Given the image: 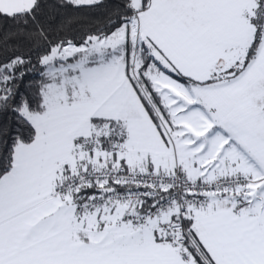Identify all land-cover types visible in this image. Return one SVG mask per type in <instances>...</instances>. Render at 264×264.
Masks as SVG:
<instances>
[{
    "label": "snow or ice",
    "instance_id": "1",
    "mask_svg": "<svg viewBox=\"0 0 264 264\" xmlns=\"http://www.w3.org/2000/svg\"><path fill=\"white\" fill-rule=\"evenodd\" d=\"M61 6L0 0V264H264V0Z\"/></svg>",
    "mask_w": 264,
    "mask_h": 264
},
{
    "label": "trees",
    "instance_id": "2",
    "mask_svg": "<svg viewBox=\"0 0 264 264\" xmlns=\"http://www.w3.org/2000/svg\"><path fill=\"white\" fill-rule=\"evenodd\" d=\"M119 0H104L105 5L109 8L117 4ZM63 0H41L40 16L54 28L65 24L69 19L72 23L66 26L60 33L66 37H80L87 31H95L98 26L95 24L97 18L102 17L106 8H85L75 9L71 6H61ZM14 26L11 21L0 19V35L12 29ZM35 62V51L32 53ZM0 125H6L11 130L14 128V122L7 116H0Z\"/></svg>",
    "mask_w": 264,
    "mask_h": 264
}]
</instances>
